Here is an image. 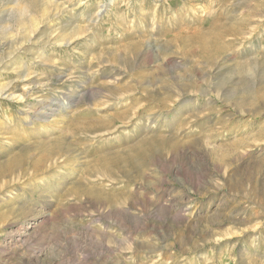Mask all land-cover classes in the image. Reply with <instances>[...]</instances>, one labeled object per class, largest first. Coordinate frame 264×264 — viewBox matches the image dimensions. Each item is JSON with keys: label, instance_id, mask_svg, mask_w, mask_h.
I'll return each mask as SVG.
<instances>
[{"label": "rangeland", "instance_id": "1", "mask_svg": "<svg viewBox=\"0 0 264 264\" xmlns=\"http://www.w3.org/2000/svg\"><path fill=\"white\" fill-rule=\"evenodd\" d=\"M0 264H264V0H0Z\"/></svg>", "mask_w": 264, "mask_h": 264}]
</instances>
